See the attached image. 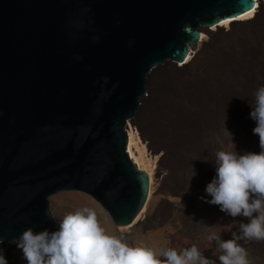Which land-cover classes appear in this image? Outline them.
I'll return each instance as SVG.
<instances>
[{"label":"water","instance_id":"water-1","mask_svg":"<svg viewBox=\"0 0 264 264\" xmlns=\"http://www.w3.org/2000/svg\"><path fill=\"white\" fill-rule=\"evenodd\" d=\"M264 0H261L263 12ZM255 0H0V238L53 232L49 200L83 196L114 227L149 178L127 152L150 73Z\"/></svg>","mask_w":264,"mask_h":264},{"label":"bare ground","instance_id":"bare-ground-1","mask_svg":"<svg viewBox=\"0 0 264 264\" xmlns=\"http://www.w3.org/2000/svg\"><path fill=\"white\" fill-rule=\"evenodd\" d=\"M258 4L261 6V0H255V9L247 16L208 29V35L202 36L196 42L194 51L188 50V58L179 67L172 69V63H165L163 69L150 73L145 101L141 102L138 115L131 123L136 128L131 126L127 128L129 157L138 169L145 172L149 178V193L138 219L133 220L129 229L114 227L109 223L105 211L97 207L89 198L71 196L74 201L85 203L86 206L82 205V208L89 206L88 208L94 210L98 221L109 234L122 237L133 246L142 244L156 250L172 248L178 253L185 249L181 243L184 234L176 225L174 226L176 228L170 227V225H174L172 223L174 221H170V219L173 218V214L178 215L188 209L189 195L192 190H197L202 198L210 197L212 199L206 192V187L213 180L210 176L216 172L215 156L218 151L227 152L226 142L235 129L227 122L218 126L207 140L208 150L212 154L208 161L203 160L202 157L195 158L185 166L180 176H176L174 171L168 170L164 165L169 155V149L165 143L158 146L157 137L153 135L148 121L145 120L146 118H141L142 112L153 99L150 90L151 80L165 73L195 84L217 83L224 81L236 68L246 67L264 47V7L261 12ZM236 23L239 25L234 26ZM255 92V90L244 87L239 89L236 94L246 98L248 102H255ZM255 126L256 122L251 135L243 139L242 147L251 144L252 136L255 137L254 142L259 141V137L253 133ZM236 153L240 155L241 151ZM192 170L195 175L191 177ZM67 199L69 198L54 197L49 201V208L57 225L54 231L59 229L60 220L65 215L76 211V208H73L76 203L73 205ZM192 207L196 213L205 211L208 214L211 219V229L224 227L233 219L230 215L222 212L219 205H215V209H206L202 201H195ZM64 210H69V212L65 213ZM156 218L160 219L157 224L160 229L157 226H152ZM231 226L232 232H238L239 225L237 226V223H231ZM205 233L207 234L191 236L190 247L192 244H196L203 252L205 248L202 244L206 241L210 231ZM231 238L232 233L219 237L223 241ZM217 248L216 240L210 243L208 252H211L212 256L209 259L212 261L219 255V252L217 255L214 254ZM0 254L6 260L14 255L15 259H12L9 264H27L22 249L16 244L1 245Z\"/></svg>","mask_w":264,"mask_h":264},{"label":"clouds","instance_id":"clouds-1","mask_svg":"<svg viewBox=\"0 0 264 264\" xmlns=\"http://www.w3.org/2000/svg\"><path fill=\"white\" fill-rule=\"evenodd\" d=\"M250 117L256 121L253 133L259 137L261 151L243 155L218 151L216 176L207 185L212 197L208 203L235 218L243 216L232 238L218 242L220 264H251L241 241H264V85L255 92ZM195 172L192 170V176ZM188 187V186H187ZM3 238H0V243ZM27 264H215L206 258L196 244L179 253L172 248L156 250L146 245L133 246L122 237L109 234L90 208L78 209L60 220L59 229L49 232L24 230L19 240ZM0 264H7L0 254Z\"/></svg>","mask_w":264,"mask_h":264},{"label":"rangeland","instance_id":"rangeland-1","mask_svg":"<svg viewBox=\"0 0 264 264\" xmlns=\"http://www.w3.org/2000/svg\"><path fill=\"white\" fill-rule=\"evenodd\" d=\"M258 5L260 10L261 6ZM238 25L239 23H236L234 26ZM150 85L153 99L142 112L141 118H146L145 120L148 121L153 135L157 137L158 146L165 143L169 149V155L164 165L168 170L174 171L176 176H180L185 166L195 158L202 157L203 160L208 161L212 154L208 150L207 140L224 122L234 126L233 129H235L226 142L227 152L241 151L239 154L243 155L247 152L258 153L261 151L259 141L254 142V136L251 137L253 140H251V144L242 147L243 139L251 135L256 122L250 117L254 102H248L246 98L236 93L244 87L256 91L261 85H264V47L246 67L236 68L222 82L195 84L178 79L174 75L162 73L154 80L152 79ZM128 126L136 128L131 123ZM215 176L216 172L210 178H215ZM198 193L197 190L190 192L189 206L186 211L178 215L171 214L173 218L170 221H174L172 222L174 225H170V227H177L184 234L181 243L185 248L190 247L191 236L207 234L205 232L209 230L210 233L202 244L205 248L202 253L209 259L212 255L211 252H208V248L216 237L230 235L232 233L231 223H237L238 226L239 223H248L249 221L246 217L237 216L226 226L211 229V219L208 214L205 211L196 213L192 205L195 201H202L206 209H215V205L207 202L211 200L210 197L202 198ZM70 197L67 196L69 198L67 200H70L68 202L73 205L76 203L74 209H81L85 205L81 202L79 204ZM64 212L67 213L69 210H64ZM159 221L160 219L156 218L152 226L158 227ZM175 225L176 227H174ZM158 228L160 229V227ZM240 243L248 252L251 264H264V241L246 243L241 241ZM12 259H15L14 255L8 257L7 264ZM213 261L215 264H220L218 256Z\"/></svg>","mask_w":264,"mask_h":264}]
</instances>
